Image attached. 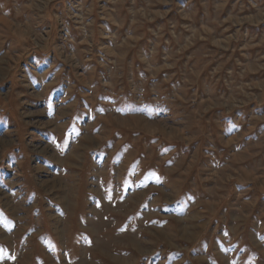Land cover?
Wrapping results in <instances>:
<instances>
[{"label": "rangeland", "instance_id": "374dc122", "mask_svg": "<svg viewBox=\"0 0 264 264\" xmlns=\"http://www.w3.org/2000/svg\"><path fill=\"white\" fill-rule=\"evenodd\" d=\"M251 260L264 0H0V264Z\"/></svg>", "mask_w": 264, "mask_h": 264}, {"label": "crops", "instance_id": "0c3cea01", "mask_svg": "<svg viewBox=\"0 0 264 264\" xmlns=\"http://www.w3.org/2000/svg\"><path fill=\"white\" fill-rule=\"evenodd\" d=\"M254 256H255L256 258H258V257H259V253L256 252V254H255ZM253 262H255V261L251 260V262H249V264H255V263H253Z\"/></svg>", "mask_w": 264, "mask_h": 264}]
</instances>
